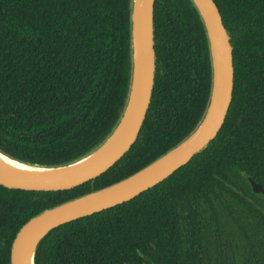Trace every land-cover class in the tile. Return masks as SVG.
Listing matches in <instances>:
<instances>
[{
	"label": "trees",
	"instance_id": "obj_1",
	"mask_svg": "<svg viewBox=\"0 0 264 264\" xmlns=\"http://www.w3.org/2000/svg\"><path fill=\"white\" fill-rule=\"evenodd\" d=\"M232 46V99L217 135L168 177L123 203L51 229L34 264H264V0H214ZM132 0H0V151L45 167L98 148L131 81ZM155 76L128 151L63 190L0 184V264L46 208L117 182L200 123L212 84L204 23L191 0H155ZM252 196L254 200H249ZM255 197V198H254Z\"/></svg>",
	"mask_w": 264,
	"mask_h": 264
},
{
	"label": "water",
	"instance_id": "obj_2",
	"mask_svg": "<svg viewBox=\"0 0 264 264\" xmlns=\"http://www.w3.org/2000/svg\"><path fill=\"white\" fill-rule=\"evenodd\" d=\"M155 0H132L131 3V81L123 115L110 137L112 142L93 159L79 166L67 167L80 160L47 169H60L48 173L20 174L0 166V184L9 188L26 190H63L92 180L129 150L136 140L145 118L154 84L155 51L153 33V5ZM204 23L212 68L209 102L198 126L176 146L129 176L67 200L31 217L15 235L10 248V264H34L38 242L54 227L128 201L142 191L159 183L191 157L204 149L217 135L224 123L233 92L234 66L230 35L225 29L214 0H191ZM256 193H264L262 184L248 177Z\"/></svg>",
	"mask_w": 264,
	"mask_h": 264
},
{
	"label": "bare ground",
	"instance_id": "obj_3",
	"mask_svg": "<svg viewBox=\"0 0 264 264\" xmlns=\"http://www.w3.org/2000/svg\"><path fill=\"white\" fill-rule=\"evenodd\" d=\"M114 135L112 137H110L100 148H98L91 155L85 157L84 159H82L81 161H79L77 163H74V164L68 166L67 168L70 169V168L79 166L82 163H85V162L93 159L94 157L98 156L112 142ZM0 166L4 167L10 171L20 173V174H26V175L35 174V173L36 174L37 173H48V172H54V171L60 170V169H47V168H42V167H37V166L26 165L24 163H21L19 161H15V160L11 159L2 153H0ZM30 264H31V261H30Z\"/></svg>",
	"mask_w": 264,
	"mask_h": 264
},
{
	"label": "flooded vegetation",
	"instance_id": "obj_4",
	"mask_svg": "<svg viewBox=\"0 0 264 264\" xmlns=\"http://www.w3.org/2000/svg\"><path fill=\"white\" fill-rule=\"evenodd\" d=\"M250 175H246V178H247V180H248V177H249ZM252 177V176H251ZM253 178V177H252ZM254 180H256L257 182H259L260 184H262L260 181H258L257 179H255V178H253ZM248 186H249V188H250V190L254 193V194H256V195H258V194H263L264 195V193H256V192H254L253 190H252V188H251V184H250V182H249V180H248ZM262 186H263V184H262ZM264 187V186H263ZM255 198V197H254ZM249 200H254L253 198H252V196H250L249 197Z\"/></svg>",
	"mask_w": 264,
	"mask_h": 264
}]
</instances>
